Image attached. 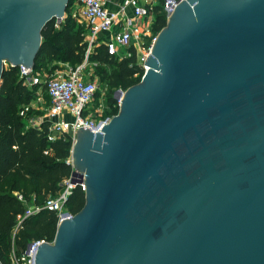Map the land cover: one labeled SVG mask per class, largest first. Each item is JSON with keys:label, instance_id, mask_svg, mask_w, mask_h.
<instances>
[{"label": "water", "instance_id": "water-1", "mask_svg": "<svg viewBox=\"0 0 264 264\" xmlns=\"http://www.w3.org/2000/svg\"><path fill=\"white\" fill-rule=\"evenodd\" d=\"M68 2L0 0V75L34 65ZM144 64L77 129L85 203L35 264H264V0H179Z\"/></svg>", "mask_w": 264, "mask_h": 264}, {"label": "trees", "instance_id": "trees-1", "mask_svg": "<svg viewBox=\"0 0 264 264\" xmlns=\"http://www.w3.org/2000/svg\"><path fill=\"white\" fill-rule=\"evenodd\" d=\"M165 0L154 6L152 32L156 34L166 24ZM70 0L67 4L66 11ZM49 20L41 30V44L34 58L36 69H54L59 62L72 66L85 58L87 42L84 27L70 14L54 26ZM89 62L99 65L96 72L107 80L115 90L137 83L143 68L133 55L117 60L107 54L103 44L95 47L87 56ZM108 66L111 68L108 70ZM40 85L25 86L19 76V66L3 67L0 75V261L12 264L10 252L22 253L32 239L43 238L52 241L57 227L56 212L43 206L49 196L64 188L63 180L70 177L72 164L67 161L71 155L72 136L64 132L49 140L48 121L39 126L27 124V117L36 115L38 109L29 108L26 115L19 111L37 96ZM44 88V87H43ZM115 92V91H114ZM96 97V93H95ZM48 101V94L45 91ZM107 116L116 114L119 105L114 95L109 96ZM20 194L24 201L18 198ZM85 203V194L79 185L71 189L65 207L75 213ZM27 204L41 206L40 209L17 224V215L24 213ZM17 226V227H16Z\"/></svg>", "mask_w": 264, "mask_h": 264}, {"label": "built area", "instance_id": "built-area-1", "mask_svg": "<svg viewBox=\"0 0 264 264\" xmlns=\"http://www.w3.org/2000/svg\"><path fill=\"white\" fill-rule=\"evenodd\" d=\"M178 1L165 0L166 18ZM107 2L108 0H70L69 10L65 11L61 18H55V27H58V24L67 14H70L76 22L84 27V39L87 46L85 58L81 63L72 66L66 62H59L56 69L50 68L48 70L36 69L34 65L31 68L19 66V76L25 86L38 84L42 88L44 87L48 94V106L44 108L45 114L40 118L27 117V124L39 126L42 121H48L47 137L49 140H54L64 132H68L72 136L73 144L75 133L79 127H86L97 132L111 117L105 116L97 119L89 107L95 98L98 84L91 74L86 75L85 69L90 64L87 56L95 47L103 44L107 54L117 60L127 59L135 55L136 62L143 68V75L148 68L144 61L151 52L157 34H153L151 28L153 2L149 0H123L116 9H111ZM6 64L12 66L8 62ZM124 91L125 89L122 88L115 91L114 97L118 105H120ZM39 95L38 90L35 100L40 101ZM31 105H24L19 113L26 115ZM67 161L72 164L71 155ZM71 176L63 180V190L54 196L47 197L43 204L44 207L56 212L57 223L73 215L65 207V201L71 189L79 185L83 191L85 190L83 179L72 182ZM17 196L24 201L20 194ZM40 207L39 205L27 204L24 213L17 215L16 225L18 226L24 217L38 211ZM44 241L48 240L43 238L30 240L25 250L20 254L12 249L9 256L11 263L35 264L38 245Z\"/></svg>", "mask_w": 264, "mask_h": 264}, {"label": "rangeland", "instance_id": "rangeland-1", "mask_svg": "<svg viewBox=\"0 0 264 264\" xmlns=\"http://www.w3.org/2000/svg\"><path fill=\"white\" fill-rule=\"evenodd\" d=\"M58 64V63H57ZM99 64L96 61H91L90 64L86 67L85 73L86 75L89 73L92 75V78H94L97 81L98 88L96 90V97L94 98L93 102L89 105V107L92 109V112L95 113V116L97 119H100L101 117L107 116L108 110L110 109L108 105V100L110 95H114L116 91L115 88H112L107 83V80L101 79L100 75L96 72V67ZM5 67H8L6 62L4 63ZM59 66V64H58ZM56 69V68H54ZM111 68L108 66V70ZM40 93V101L36 100V104H38L39 109L35 117H41L45 114V109L48 106V101L45 98V91L44 88L39 86L38 88ZM118 90V89H117ZM109 116V115H108Z\"/></svg>", "mask_w": 264, "mask_h": 264}, {"label": "crops", "instance_id": "crops-1", "mask_svg": "<svg viewBox=\"0 0 264 264\" xmlns=\"http://www.w3.org/2000/svg\"><path fill=\"white\" fill-rule=\"evenodd\" d=\"M123 0H108L107 4L108 6L111 8V9H116L121 3H122ZM150 2H153V5L155 6L156 4H158L159 0H149ZM69 10V9H67ZM154 15V11H153V14ZM38 91V90H37ZM44 91H45V88H44ZM36 100L34 99L31 103H30V107L32 109H39V106L38 104H36L35 102ZM31 116H35V115H30Z\"/></svg>", "mask_w": 264, "mask_h": 264}]
</instances>
